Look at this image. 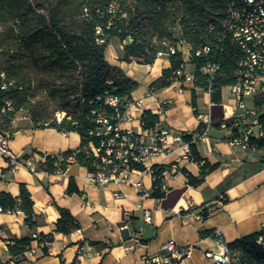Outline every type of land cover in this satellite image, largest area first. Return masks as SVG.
<instances>
[{"label": "crops", "instance_id": "1", "mask_svg": "<svg viewBox=\"0 0 264 264\" xmlns=\"http://www.w3.org/2000/svg\"><path fill=\"white\" fill-rule=\"evenodd\" d=\"M114 38L119 44L112 46ZM123 46L119 38H111L105 50L106 59L139 82L131 95L133 100L143 98V106L132 108L134 119L123 120L121 126H133L141 132L142 114L150 110L159 117L151 130L168 128L173 135L195 133L201 123L193 104L195 83H185L182 92L174 82L169 86L152 87L151 84L170 66L168 55L158 57L153 64L128 62L121 59ZM223 89L222 103H213L211 92L197 87L195 101L199 113L224 119L238 115L236 101L230 92L225 95ZM252 103L249 99L248 104ZM218 104L224 107L222 113L217 114L213 106ZM11 128L14 131L10 145L20 164L9 167L6 159L0 156V169L5 171L0 193L8 192L18 197L20 185L25 184L37 217L36 225L31 227L25 222L23 211L0 214V256L4 260L14 258L16 264H144V255L159 253L162 244L173 238L180 244L195 245L192 254L179 264H212L204 254L209 249H220V244L209 236L212 230L220 228L226 242L258 232L264 238V147L246 150L233 146L227 140V130L215 127L207 141L196 143L202 157L219 164L196 187L188 183L184 170L198 176L199 163L192 157H183L180 143L173 135L169 136L164 143L166 152L150 156L145 169L132 172L133 177L142 180L152 191V166L164 165L163 182L169 190L163 198H143L131 184L91 181L88 168L76 162L65 172L49 173L40 168L46 154L58 155L68 149H79L81 136L78 132L36 128L23 110L16 113ZM71 178L79 192L68 191ZM116 192H123L124 196L116 197ZM58 206L71 211L80 224L78 229L70 234L56 231L60 217ZM147 211L150 221L145 217ZM52 233L50 253L41 249L35 239L30 245L37 248L33 254L26 249L15 258L9 251L8 244L14 238ZM83 245L90 255L77 263L78 249Z\"/></svg>", "mask_w": 264, "mask_h": 264}, {"label": "trees", "instance_id": "2", "mask_svg": "<svg viewBox=\"0 0 264 264\" xmlns=\"http://www.w3.org/2000/svg\"><path fill=\"white\" fill-rule=\"evenodd\" d=\"M112 4L118 6L116 12L110 11ZM227 6L228 0H0V70H4L7 79L13 82L7 89L0 88V126L13 133L12 121L16 113L23 110L36 128L78 132L81 136L79 149H68L58 155L46 154L40 168L49 173L65 172L76 162L91 171L99 169L100 161L85 151L90 142H98L97 137L90 134L97 112L101 111L114 123L119 122L133 101L132 91L139 86L137 80L106 59L105 50L111 38L126 41L122 60L138 59L144 64H153L159 51L169 52L180 40L193 51L205 44L211 45V53L192 60L196 77L193 104L199 114L196 88L211 89V101L222 103V88L235 82L243 55L231 34L225 31ZM97 27L103 29L102 34L96 33ZM176 27L180 29V38L174 34ZM168 57L170 66L163 70L152 87L172 84L174 73L183 62V54L177 50ZM209 63L219 64L213 78L204 71ZM111 96L119 98L116 106L107 103ZM6 101H12L14 107L4 113L2 108ZM261 102L264 100L258 102L260 119L264 122ZM59 112H66L60 122L57 120ZM158 120V115L150 110L142 114L144 129L154 128ZM212 120V129H222L221 123L231 124L234 117H212ZM202 125L199 124L197 131ZM192 135L186 133L183 137L190 140ZM254 143L264 147V139L254 140ZM190 148L191 157L199 163L201 172L198 176L184 172L188 183L196 187L219 164L202 157L196 143ZM133 167L145 169L142 164ZM152 169L151 197L163 198L166 193L161 186L166 166L155 164ZM68 191H80L72 178ZM0 204L7 210L23 211L25 222L31 227L36 225L34 201L25 184L20 185L18 197L1 192ZM58 210L56 231L70 234L80 227L69 209L58 206ZM40 235L50 242L54 239L53 233ZM261 235L253 233L229 244L248 253H264L258 244ZM33 239L14 238L15 243L8 244L9 251L16 258L28 249Z\"/></svg>", "mask_w": 264, "mask_h": 264}, {"label": "built area", "instance_id": "3", "mask_svg": "<svg viewBox=\"0 0 264 264\" xmlns=\"http://www.w3.org/2000/svg\"><path fill=\"white\" fill-rule=\"evenodd\" d=\"M118 6L112 4L111 12H116ZM225 31L231 34L233 41L239 46L243 55L239 61V68L236 73V80L229 85V92L237 103L240 113L234 117L231 124L221 123V128L228 131V142L233 146L242 149L258 150L257 143L254 140L264 139V122L260 119V110L258 102L264 100V0H228L227 15L225 19ZM97 34H102L103 29L97 27ZM102 41L104 39H101ZM124 41L123 44H125ZM181 50L183 62L175 71L173 82L178 85L180 92L184 90V84L187 82L195 83L196 77L192 65V60L211 53L212 47L205 44L191 50L186 43L178 46H171L169 52L159 51L158 57L169 55ZM219 69V64L209 63L204 71L213 78L215 72ZM0 88L7 89L13 82L9 81L4 70H0ZM112 83V81H109ZM211 89L208 91L210 92ZM251 99L253 103L248 104ZM119 102L117 96H111L107 103L116 106ZM143 106V98L133 100L126 111L120 116V120L114 123L111 118L97 112L95 125L90 134L97 137L98 142H90L85 151L100 161L99 169L89 170L88 178L95 183H108L120 185L123 183L135 186L138 193L143 198L151 197L149 191L142 180L132 176V172L141 170L133 166L142 164L145 166L146 160L157 153L167 151L164 143L172 134L168 128L144 129L138 132L134 127L123 128V120L132 121L134 114L132 108L140 109ZM14 107L12 101H6L2 112L12 110ZM96 113V111H93ZM66 116V112L57 113V120L60 122ZM198 119L203 123L200 131L193 133L190 140H186L182 133L173 135V139L180 143L184 150L183 157H191L192 143L207 141L212 129V117L203 113L197 114ZM67 119H70L67 116ZM143 126V125H142ZM11 131L0 126V156L4 157L9 167L15 168L20 164L19 157L13 151L11 142ZM174 168H177L174 165ZM153 173V169H151ZM5 171L0 169V181L4 178ZM161 190L168 192V185L163 182ZM116 197L124 196L123 192H116ZM3 212H12L0 204V214ZM145 217L150 221V213L146 212ZM216 242L220 244L219 251L206 250L205 257L210 259L212 264H264V253H248L243 248L232 247L226 242L220 228L212 230L209 234ZM41 249L50 253V240L40 234H33ZM11 244L15 241L11 240ZM258 244L264 249V238H258ZM195 250L194 244H180L175 239H169L161 246V251L156 254H146L143 257L144 264H179L185 257L190 256ZM28 253L33 254L37 248L28 247ZM90 255L86 246L78 249L77 263ZM0 264H16L14 258L4 260L0 256Z\"/></svg>", "mask_w": 264, "mask_h": 264}, {"label": "rangeland", "instance_id": "4", "mask_svg": "<svg viewBox=\"0 0 264 264\" xmlns=\"http://www.w3.org/2000/svg\"><path fill=\"white\" fill-rule=\"evenodd\" d=\"M174 34L177 36V37H181V34H180V29H179V27H176L175 29H174ZM119 41H118V39H116V38H114V39H112V42H111V45L112 46H114L115 44H119L118 43ZM180 44H182V40H180ZM133 60H135V61H137V62H141L140 60H138V59H133ZM132 60V61H133ZM143 68V67H142ZM143 72V71H142ZM144 74V73H143ZM223 93L225 94V95H228L229 94V89H228V87H224V89H223ZM260 103V102H259ZM260 107H261V111L262 112H264V102H261V104H260Z\"/></svg>", "mask_w": 264, "mask_h": 264}, {"label": "bare ground", "instance_id": "5", "mask_svg": "<svg viewBox=\"0 0 264 264\" xmlns=\"http://www.w3.org/2000/svg\"><path fill=\"white\" fill-rule=\"evenodd\" d=\"M224 107V105L223 104H218V105H214L213 106V111L215 112V113H222V111H221V108H223Z\"/></svg>", "mask_w": 264, "mask_h": 264}]
</instances>
